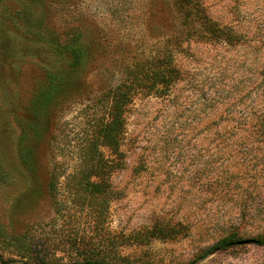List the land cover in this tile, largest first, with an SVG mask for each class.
<instances>
[{
  "label": "rangeland",
  "instance_id": "374dc122",
  "mask_svg": "<svg viewBox=\"0 0 264 264\" xmlns=\"http://www.w3.org/2000/svg\"><path fill=\"white\" fill-rule=\"evenodd\" d=\"M71 34L91 46V68L81 94L42 122L29 171L20 123L35 120L30 102ZM169 50L180 79L135 92L118 153L97 142L106 97ZM254 120L264 121V0H0V251L18 264H69L103 245H88L95 222L71 189L103 157L114 199L96 227L130 237L123 264H264L256 244L199 259L223 240H264ZM34 186L52 193L28 201Z\"/></svg>",
  "mask_w": 264,
  "mask_h": 264
},
{
  "label": "trees",
  "instance_id": "16d2710c",
  "mask_svg": "<svg viewBox=\"0 0 264 264\" xmlns=\"http://www.w3.org/2000/svg\"><path fill=\"white\" fill-rule=\"evenodd\" d=\"M56 49L57 66L54 70L48 72V82L36 94L30 102L28 110L35 120H27L20 123L21 136L18 141L20 151V160L23 166L29 171H35V149L34 140L38 139L41 131V125L49 115L52 109H58L64 106L77 94H81L84 79L91 68L93 54L89 44L84 41L82 35L71 34L63 42L57 43ZM181 73L174 65L172 52L167 51L166 56H159L151 60H144L136 64L129 71L127 81L119 88L108 95L107 98V119L103 123L99 132V140L102 145L111 151L118 153L121 146L120 137L126 130V112L127 106L132 100L136 91L147 90L153 92L158 87L168 88L180 79ZM139 88V89H137ZM255 129L258 133L264 132V121L254 120ZM109 162L99 157L95 163L89 165L86 163L74 179L79 181L72 187V197L74 204L80 209L88 210L90 216L95 222L93 236L89 239L94 241L97 237L101 238L100 244L86 245V249L78 252L76 255L83 259V262H73L75 264H123L126 258L121 255L119 248L130 240L119 235H112L103 231L97 232V223L104 222L108 216L110 204L114 199L112 187L108 184L107 175L111 174ZM97 180H93V179ZM51 188H44L39 191L37 187H32L26 191L28 201H36L50 195ZM167 239L174 237L171 230L167 231ZM78 242V241H77ZM256 244L264 246V240H247L240 242H230L223 240L213 247L206 250L200 260L207 259L211 255L221 251L228 250L232 246ZM26 256H22L25 259ZM14 258L6 259L0 251V264H18ZM28 264L27 262H22ZM191 264H194L191 263Z\"/></svg>",
  "mask_w": 264,
  "mask_h": 264
},
{
  "label": "water",
  "instance_id": "95a60500",
  "mask_svg": "<svg viewBox=\"0 0 264 264\" xmlns=\"http://www.w3.org/2000/svg\"><path fill=\"white\" fill-rule=\"evenodd\" d=\"M68 264V263H67ZM69 264H75V263H69Z\"/></svg>",
  "mask_w": 264,
  "mask_h": 264
}]
</instances>
